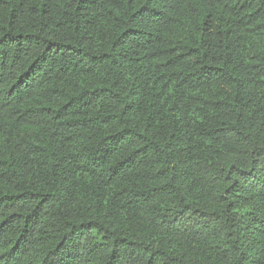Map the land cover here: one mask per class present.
Masks as SVG:
<instances>
[{"label":"trees","instance_id":"trees-1","mask_svg":"<svg viewBox=\"0 0 264 264\" xmlns=\"http://www.w3.org/2000/svg\"><path fill=\"white\" fill-rule=\"evenodd\" d=\"M0 264H264V0H0Z\"/></svg>","mask_w":264,"mask_h":264}]
</instances>
